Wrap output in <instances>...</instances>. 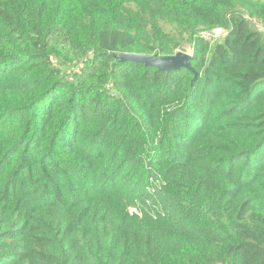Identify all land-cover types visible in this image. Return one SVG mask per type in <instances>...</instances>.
<instances>
[{
  "label": "trees",
  "instance_id": "1",
  "mask_svg": "<svg viewBox=\"0 0 264 264\" xmlns=\"http://www.w3.org/2000/svg\"><path fill=\"white\" fill-rule=\"evenodd\" d=\"M0 264H264V0H0Z\"/></svg>",
  "mask_w": 264,
  "mask_h": 264
},
{
  "label": "water",
  "instance_id": "2",
  "mask_svg": "<svg viewBox=\"0 0 264 264\" xmlns=\"http://www.w3.org/2000/svg\"><path fill=\"white\" fill-rule=\"evenodd\" d=\"M123 61H132L143 63L146 66L155 67L161 71L171 72L179 71L182 68H187L194 73L195 79L198 78L197 73L191 67L190 59L191 56L184 52H178L177 55L173 57H157V56H145V55H124L121 57Z\"/></svg>",
  "mask_w": 264,
  "mask_h": 264
},
{
  "label": "rangeland",
  "instance_id": "3",
  "mask_svg": "<svg viewBox=\"0 0 264 264\" xmlns=\"http://www.w3.org/2000/svg\"><path fill=\"white\" fill-rule=\"evenodd\" d=\"M251 24H252V26H253V28H254L255 30L262 31L261 26L258 25L255 21H252ZM223 34H224V32H222V31H220V30L214 32V35L216 36V38L221 37ZM188 52H189V51H188Z\"/></svg>",
  "mask_w": 264,
  "mask_h": 264
},
{
  "label": "built area",
  "instance_id": "4",
  "mask_svg": "<svg viewBox=\"0 0 264 264\" xmlns=\"http://www.w3.org/2000/svg\"><path fill=\"white\" fill-rule=\"evenodd\" d=\"M132 212L136 213V211H135V210H133Z\"/></svg>",
  "mask_w": 264,
  "mask_h": 264
}]
</instances>
